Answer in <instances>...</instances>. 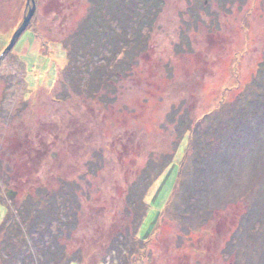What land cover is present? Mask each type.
I'll list each match as a JSON object with an SVG mask.
<instances>
[{
	"label": "rangeland",
	"instance_id": "1",
	"mask_svg": "<svg viewBox=\"0 0 264 264\" xmlns=\"http://www.w3.org/2000/svg\"><path fill=\"white\" fill-rule=\"evenodd\" d=\"M27 1L0 0V226L12 215L25 229L19 209L28 205L42 214L30 201L38 193L49 202L78 184L79 195L71 208L77 219L63 216V233L55 221L41 238L30 237L28 264L52 259L48 249L61 235L57 248L86 264L99 257L106 264H264V125L259 120L257 126L258 118L264 123L263 109L253 110L245 127L228 121L231 136L221 147L230 159L225 165L214 158L204 175L181 166L190 138L179 144L177 128L183 114L190 124L207 115L209 122L223 120L213 112L231 109L250 88L258 95L253 86L264 92V0H36L29 28L3 56L29 13ZM99 1L107 8L100 10ZM151 4L154 32L145 49L117 38L134 31L133 16L147 19ZM148 30L137 37L143 40ZM70 42L82 57L68 69L61 44ZM117 46L123 49L113 74L121 66H132L133 73L113 80L121 95L106 110L77 84L91 80ZM142 174L155 182L138 235L149 243L124 231L131 229L125 199ZM205 178L210 192L196 198L206 200L207 221L198 224L199 212L188 217L198 225H187L192 232L186 238L176 212L189 194L186 182ZM121 236L128 239L117 245ZM5 248L1 241L0 264H24L9 260Z\"/></svg>",
	"mask_w": 264,
	"mask_h": 264
},
{
	"label": "trees",
	"instance_id": "2",
	"mask_svg": "<svg viewBox=\"0 0 264 264\" xmlns=\"http://www.w3.org/2000/svg\"><path fill=\"white\" fill-rule=\"evenodd\" d=\"M154 1L158 2V0H154ZM100 2L101 1H99L98 3V8H100V10H104L105 8H107L105 7V4L101 5ZM110 6L112 5H109L108 7ZM154 7L155 6H153V4L149 6L150 13L152 12V9H154ZM161 7L162 5L160 4L159 9H161ZM153 14L154 13H151L147 19L145 18L142 20L137 19L138 15L133 16L132 17V27L134 31H132V33H130L129 36L125 32H123L122 34L117 33V38L119 37V39L127 40L130 43V46H137V47H141L145 49L147 42L150 41L149 39H151L152 34L154 32V29H153L154 19L151 18V15ZM119 20H122L120 18V15H119ZM92 25L88 24L87 27H92ZM78 26L82 28L83 24H79ZM145 26H147L149 30L145 38L141 40L139 39V37H137V35L139 36L141 29ZM134 34L136 36H134ZM76 44L77 43H74V42L65 43L63 45L61 44L62 50L67 55L68 69L72 67V65L74 66L75 64H77L78 59L80 60L82 57V52L79 51ZM117 49H118L117 51L113 49V52H114L113 55L110 57H107V60H104L105 64H101L99 67L95 68V71L91 73V77H92L91 80L88 79L85 85L82 83L77 84V87L79 86V88L77 89H79V92H81V94L84 97L89 98L91 100L98 98L97 102H99L102 105V107H104V109L106 110L108 109V106H111V100L112 99L116 100V98H120L119 96L121 95V87L113 86L114 85L113 80L117 79V83H118L119 80L123 79L124 75H127L129 73L128 72L129 70L131 71L130 73H133L132 66H128V68L127 67L121 68L122 67L121 66V67L116 68L118 70V74L117 75L113 74L115 66H117V63L112 65L113 60L115 58L116 53L121 51L123 47L119 46ZM117 62H120L121 64L122 60L118 59ZM58 76L57 78H59ZM82 79L84 80V78ZM250 86H253V84H251ZM253 87L255 88V90H257L258 95H256L252 91V89L249 87L250 92L245 93L241 97H236L231 109H230V104L226 106L220 105L221 111L216 110L215 112H213L214 117L218 116L219 118H223V120L209 122V118H211V115H207L203 119L195 120L194 122L190 124L189 119H187V117H184V114L181 115L179 118L177 117L178 118L177 128L179 129L178 130L179 144H181L182 141L185 139L184 137L186 134L190 138L189 142L187 143L188 151L186 152V156H185V160L187 161H184V163L181 165L183 166V169L184 168L186 169L187 167H194L195 176H196L197 170H200V175H204L203 170H206V166L207 167L209 166L211 168H212V164L213 166H215L213 159L219 156L221 157L220 160L224 159L223 162L226 165L227 161L230 158L226 159L225 156L222 155L223 151L227 149L222 148L221 144L222 143L224 144V141L228 139L226 137L231 136V133L227 131L228 126L229 128L233 126V125L230 126V122L235 121V124H237L238 122L240 123L243 122L241 125L245 127L247 126L246 124V121H248L247 118L249 119L250 116L254 117L255 115V113H253L254 112L253 110L263 109L264 111V99L261 98V94H263L264 92L260 90V87L258 88V85L253 86ZM108 96H111V98L109 99ZM242 101H243V104L241 103ZM251 102L254 104L255 109L253 108ZM222 111L224 112L221 113ZM263 115H264V112H263ZM257 120H258L257 126L259 124V120L261 123L260 125L262 126L264 125L262 118L261 119L258 118ZM224 121H227L229 125L225 124ZM206 122L207 124L208 123L209 124L208 126L205 127ZM181 133H182V136H180ZM91 168H89V170H91ZM142 176H143L142 180L138 182V179H137V182H135L136 185H134L132 189L128 191V194H127V197L124 203V210H125L124 217H125V220L126 218H130V225H131V229H126L125 227L124 231L131 230L129 232L130 236L134 238L137 237L135 241L140 242V243L141 241H144V240L138 239L139 227L149 210V206L146 202V198H147L146 195L150 187L155 183L152 181H148L147 175L142 174ZM206 180L207 178L203 179L202 181H192V182L187 181L186 182V184L189 187V194L187 195V199H186V202H184V206L182 210L180 212H176V215L178 214L181 217L180 219H178L179 224L181 226H184V227L187 225L195 226L198 224H202L201 223L202 221L204 223L207 221L206 219L207 216L202 211V209H204L206 213L209 211L208 205L207 207L202 206L204 202L206 203V200L202 202L203 200L201 199V197L199 199L196 198L197 194H200L203 192L201 195L205 197L204 194H208L210 192L209 187L211 186H210V183L205 182ZM60 187L63 188L64 191H66L67 185L63 184ZM77 188H78V184L74 185V188L71 187L69 190H67L68 192L67 191L66 192L68 193V195L65 198L64 197L61 198L58 196L55 197V195H51L49 202L47 201L46 197H44L45 195H42L41 193H38L37 195L33 196L32 200L30 199V201L33 204L35 203V206L38 207L43 213L37 214L36 212L31 211L28 205L22 206L23 208L19 209V216L21 220L23 221V223L26 224L25 229L15 226L14 225L15 218L12 217V215H10V217L8 218V221L0 226V242L3 241V243L5 244L6 248L4 249L3 252L7 255V258L9 260H14L15 258L18 257V260L22 259V263L24 264L30 263L27 260L28 258L26 256V251L30 249V240H31L30 237L32 235H38L41 238L42 236L45 235V233L49 230L50 226H52V224L55 221H57L59 224L58 231L60 233H63L64 223H65L63 216H66L67 220H68V217H71V219H73V217L77 219L76 215H73L72 210H71V208L75 207V205L77 204V199L79 197V195H76ZM175 195H179V194H175ZM54 197H55V200H54ZM237 197H234V198H237ZM195 198H196V201H195ZM226 198H229V200H234L232 199L233 197L232 198L226 197ZM59 201H62L63 203L60 202V205H58L57 203ZM215 201L217 202V200ZM68 203H70L71 205L67 209L68 212L65 215V212H66L65 205H67ZM53 207L57 211H54L52 213ZM251 207L255 209L254 206H251ZM197 212H199V215H198L199 217L195 215ZM191 215L193 217L196 216L198 218L199 220L198 224H197V221H195V223H192V221L191 223L186 222V219L190 217ZM67 222L68 221H66V223ZM70 223L71 225L75 224L74 220L71 221ZM126 224H129V223L127 222ZM43 226H45V228H43ZM187 227L189 231L184 232V229ZM187 227L183 228V233L186 238L187 237L189 238L190 237L189 234L192 232L191 231L192 227H189V226ZM133 229L136 231L133 232ZM61 236L63 238V235ZM61 236L60 237L54 236V239H53L54 247L48 249L49 255L52 257V259L50 257L48 261L45 259L47 262L46 264L48 263L49 264H86V263H89V262H86L87 260L84 262L83 259L73 260L69 256L70 254L68 253L66 248L61 247V246H60L61 250L57 248V245H56L58 243L57 240L61 239ZM120 239H124L126 241L128 237L121 236L119 239L117 238V241H118L117 245H119L121 241ZM32 242L34 244H37L34 238L32 239ZM143 243H149L148 238ZM133 245L136 247V250H139L141 248L137 244L136 245L133 244ZM124 246L130 247L131 245L128 246L127 244H125ZM134 250L135 248H132L130 250V253L133 254ZM112 252H114V250ZM78 255L80 256L81 254H78ZM135 259L136 257H133L131 261L133 262ZM96 260L97 261L95 264H106L104 257H99ZM122 260H123L122 264H128L124 259ZM12 263H14V261H12ZM41 263L45 264L43 260Z\"/></svg>",
	"mask_w": 264,
	"mask_h": 264
},
{
	"label": "water",
	"instance_id": "3",
	"mask_svg": "<svg viewBox=\"0 0 264 264\" xmlns=\"http://www.w3.org/2000/svg\"><path fill=\"white\" fill-rule=\"evenodd\" d=\"M32 6V7H31ZM27 8H30L28 15L24 18L23 24L20 26V28L15 32L12 41L10 43V45L8 46V48L5 50V52L3 53V56H5L9 51H11L13 49V47L15 46V44L18 42V40L21 38V36L27 31V29L29 28L33 16L35 14L36 11V0H28L27 1ZM2 56V57H3ZM2 58H0L1 61Z\"/></svg>",
	"mask_w": 264,
	"mask_h": 264
}]
</instances>
